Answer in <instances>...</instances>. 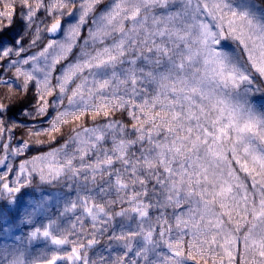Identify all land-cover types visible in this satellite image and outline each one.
<instances>
[{"label": "snow or ice", "instance_id": "1", "mask_svg": "<svg viewBox=\"0 0 264 264\" xmlns=\"http://www.w3.org/2000/svg\"><path fill=\"white\" fill-rule=\"evenodd\" d=\"M0 239L264 264V0H0Z\"/></svg>", "mask_w": 264, "mask_h": 264}, {"label": "rangeland", "instance_id": "2", "mask_svg": "<svg viewBox=\"0 0 264 264\" xmlns=\"http://www.w3.org/2000/svg\"><path fill=\"white\" fill-rule=\"evenodd\" d=\"M33 193L29 190L24 196H23V200L25 202H27L29 199H31ZM36 195H40V193H37ZM53 211L55 212V209H53ZM27 231V229L25 230ZM17 235H21V233L17 232ZM3 243H14V240H3V239H0V244H3ZM42 247H44V245L41 243V244H37L34 248V251L38 252Z\"/></svg>", "mask_w": 264, "mask_h": 264}, {"label": "trees", "instance_id": "3", "mask_svg": "<svg viewBox=\"0 0 264 264\" xmlns=\"http://www.w3.org/2000/svg\"><path fill=\"white\" fill-rule=\"evenodd\" d=\"M117 118H119L118 116H117ZM155 163V162H154ZM156 167H158V163L156 164Z\"/></svg>", "mask_w": 264, "mask_h": 264}]
</instances>
